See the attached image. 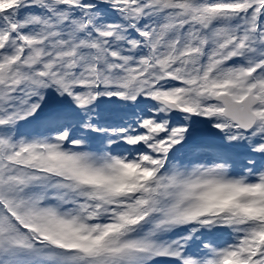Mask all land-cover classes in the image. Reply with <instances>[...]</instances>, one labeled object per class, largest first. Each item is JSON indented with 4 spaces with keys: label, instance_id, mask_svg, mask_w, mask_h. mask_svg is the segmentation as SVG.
Instances as JSON below:
<instances>
[{
    "label": "snow or ice",
    "instance_id": "1",
    "mask_svg": "<svg viewBox=\"0 0 264 264\" xmlns=\"http://www.w3.org/2000/svg\"><path fill=\"white\" fill-rule=\"evenodd\" d=\"M0 264H264V0H0Z\"/></svg>",
    "mask_w": 264,
    "mask_h": 264
}]
</instances>
